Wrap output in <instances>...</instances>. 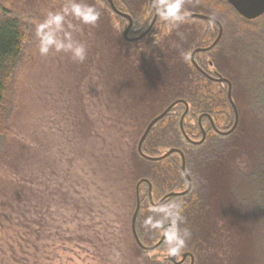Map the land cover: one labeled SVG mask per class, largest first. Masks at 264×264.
<instances>
[{
  "label": "rangeland",
  "instance_id": "rangeland-1",
  "mask_svg": "<svg viewBox=\"0 0 264 264\" xmlns=\"http://www.w3.org/2000/svg\"><path fill=\"white\" fill-rule=\"evenodd\" d=\"M87 1L96 8L103 5L102 0H83ZM204 2L186 0L185 8L189 13L209 16ZM66 3L67 0H0L1 14L27 20L30 28L12 77L7 131L0 138V264L160 261L166 244L156 251L141 252L130 231L137 184L130 171L149 118L135 114L131 93L113 87L109 79L113 59L105 55L98 22L95 27L86 26L68 17L77 25L73 39L87 49L82 63L64 52L50 50L47 56L39 54L35 23ZM147 5L148 0L145 9ZM118 9L124 11L122 6ZM145 13L143 28L153 16L150 13L146 18ZM222 20L225 25L220 44L212 54L200 55L196 61L206 66L211 58L224 77L234 83L239 120L245 123L239 137L253 156L236 150L235 160L227 162L231 171L246 176L264 158V109L253 105L256 100L250 97V88L246 89L250 77L264 84V16L251 21L256 24L255 32L249 30L245 34L232 31L226 18ZM111 21L112 30L121 38L126 23L118 16H111ZM182 26L196 29L195 33L202 37L210 36V43L217 35V28L202 20H187ZM145 43L136 45L137 49ZM209 84L214 93L219 88L227 90L217 83ZM222 111L216 127L224 132L227 125L232 126L234 116L230 108ZM159 140L156 139L157 144ZM246 148L243 151L248 152ZM152 149L159 156L167 150L160 146ZM242 180L245 186L246 181ZM261 181L255 193L240 186L245 189L243 196L253 194L229 214L231 219L245 222V235L237 230L235 238L219 241L227 248L231 244L238 249H253L256 259L249 264H264V178ZM139 187L144 200L146 187ZM156 199L154 202L158 203ZM248 256L245 253L246 262Z\"/></svg>",
  "mask_w": 264,
  "mask_h": 264
},
{
  "label": "trees",
  "instance_id": "trees-1",
  "mask_svg": "<svg viewBox=\"0 0 264 264\" xmlns=\"http://www.w3.org/2000/svg\"><path fill=\"white\" fill-rule=\"evenodd\" d=\"M102 1V7L97 8L101 12L98 29L99 33L101 32L102 41L105 42L103 45L107 52L105 55L108 59L110 56L113 59L114 66L109 76L113 87L121 92L125 88L131 93L135 98L133 111L145 120L149 118V121L160 114L170 103L176 100L185 101L190 110L183 123L184 132L190 140L199 141L201 134L196 124L198 114L222 115V109H231L224 96L226 95L224 89L219 88L218 92L214 93L208 88L210 84L189 63L190 52L200 46L199 42L205 37L197 35L196 29L190 26L179 27L168 34L167 25L161 23L158 18L145 38L136 43H126L122 36L119 37L118 32L112 30L111 16L115 18L116 15L111 12L106 1ZM145 1L112 0L115 6L119 8L122 6L124 10L122 12L131 17L133 26L129 36L134 34L133 38L146 29V27L143 28L145 25L144 12H146ZM87 3L93 5L89 1ZM204 3L207 9L209 8L206 10L210 11L209 16L218 20L222 26L225 25L222 19L226 18L232 31L245 34L249 30L255 32L257 29L256 24H250L251 22L241 19L222 0H206ZM145 15L147 18V13ZM17 18L18 16H8L6 12L0 13V138L7 131L6 111L12 94L13 73L30 34V28L25 23L27 20ZM163 27L166 28L162 29ZM144 42H146L144 47L137 49L136 45H142ZM230 82L233 87L232 100L238 110L239 99L234 97L237 92H235L234 83ZM219 87L226 86L220 85ZM248 88L251 92L250 97L256 100L253 105L264 109V84L260 82L258 84L256 79L250 77L246 82V89ZM183 111V105L173 108L151 129L142 145V152L147 156H159L160 154L158 155L152 149L157 146H160L162 150L175 148L183 152L185 168L191 178V190L183 197L169 198L164 202L174 200L182 204L184 222L180 227L190 232L183 252H190L193 255L194 264H233L234 262L235 264H249L253 258L256 259L254 251L251 252L253 249H238L230 244L228 247L230 252H228V248L221 245L219 241L222 239L228 241L230 236L232 239L235 238L237 230L245 235V222L240 221L239 218L238 220L231 219L229 214L235 212L237 204L248 202L249 196L253 194L243 196L244 188L255 193L258 183L262 182L264 158L262 162H257L251 167L249 174L239 176L229 169L227 161L228 159L235 160L236 150L239 153L243 152L253 156L250 148L242 145L243 140L239 137L245 129L244 120H239L237 128L231 135L221 137L210 131L202 145L194 146L184 139L179 129V120ZM230 128L231 125H227L225 131ZM156 139H160L159 144ZM245 148L248 152L243 151ZM130 173L136 182L142 179L149 182L153 203H156L154 197L159 202L168 193H178L186 189V181L181 174L180 158L177 154L170 155L162 161L150 162L135 153ZM242 179L246 181L245 186H242L244 181ZM143 186L146 187V196L142 200L139 194L140 209L135 229L140 243L143 246H152L158 242L160 232L146 226L144 221L149 216H153L154 219L163 218V214H156L151 210L155 207L149 202L147 185L143 184ZM165 244L164 240L159 247ZM242 251L245 252L241 255ZM245 253L250 257L247 262ZM145 261L146 264H160L158 260ZM165 264L170 263L166 261Z\"/></svg>",
  "mask_w": 264,
  "mask_h": 264
},
{
  "label": "clouds",
  "instance_id": "clouds-1",
  "mask_svg": "<svg viewBox=\"0 0 264 264\" xmlns=\"http://www.w3.org/2000/svg\"><path fill=\"white\" fill-rule=\"evenodd\" d=\"M186 0H152L151 11L167 25V33L178 29L187 22L190 13L185 8ZM101 12L83 0H67L59 11L49 12L42 22L35 23V37L38 39V51L41 56H47L50 50L70 54L76 62H83L87 56L86 46L73 39V31L77 25L68 20L72 17L81 25H97ZM179 35V33H177ZM163 218L154 219L149 216L144 223L151 229L162 230L166 249L160 254V264H165L168 257L179 258L186 245L190 232L180 225L184 222L183 207L180 202L168 201L151 209ZM167 225V227H165ZM116 258L119 252H116Z\"/></svg>",
  "mask_w": 264,
  "mask_h": 264
},
{
  "label": "water",
  "instance_id": "water-1",
  "mask_svg": "<svg viewBox=\"0 0 264 264\" xmlns=\"http://www.w3.org/2000/svg\"><path fill=\"white\" fill-rule=\"evenodd\" d=\"M105 1L108 4L109 9L111 10V12L114 15L118 16L119 18H121L127 22L126 26L124 27V29L122 30V33H121V36H122V39L124 42H126V43L138 42V41L142 40L143 38H145L150 33V31L152 30V28L156 22V19H157V16H155L154 13H153L152 19H151L148 27L139 36L134 37V38H130L128 35H129L131 28H132L131 17L128 14L119 10L118 7H116L114 5L112 0H105ZM223 1L226 2L241 19H243L247 22L257 20L264 15V0H223ZM151 2H152V0H148L147 12H151ZM191 19H199L202 21L210 22V23L214 24L218 29L217 36L214 39V41L211 43V45L208 46L207 48H196V49H194L190 55L189 61H190V64L198 72H200L207 80L215 82L217 84H225L226 85V87H227L226 99L228 101L229 106L232 109V113L234 116L233 117L234 120H233V124H232L231 128L228 131H224V132L219 131L214 126L210 117L208 115H206V117L210 120L212 129L215 132V134L222 136V137H227L235 131V129L237 128L238 122H239L238 110H237L235 103L232 100V85L227 79L221 77L218 74H216L215 77H210V76L206 75L205 73L202 72V70L198 67V65L194 61V56L196 54L208 52V51L212 50L219 43V41L222 37V26H221L220 22L218 20H216L215 18L205 16V15H201V14L190 13L188 20H191ZM178 105H184V108H185L184 112L182 113L180 120H179V129H180V132H181L182 136L184 137V139L189 144L194 145V146H200L205 140V133H204V131L201 127V124H200L202 117H200L198 120V125H199V128L201 130V134H202L201 139L199 141H192L186 136V134L184 132L183 123H184L185 119L188 117L189 108H188L187 103L185 101H182V100H176V101L170 103L160 114H158L153 119H151L148 122V124L146 125V127H145L139 141H138V144H137L138 155L147 161L158 162V161L164 160L165 158H167L170 155L177 154L180 157V171H181V173L184 176V179L186 181V189L181 193H169V194L165 195L164 197H162L159 200V202L155 204L152 202L151 186H150L149 182L145 179H142V180L137 182V184L135 186V209H134L132 216H131L130 231H131V235H132V238H133L136 246L144 252L154 251L157 247H159L162 244L165 237L163 235V231H161L162 232L161 237H160V239L156 245H154V246H143L140 243L138 236H137V233H136V229H135L136 218H137V215H138L139 209H140L139 186L142 184L147 185L149 202L154 207H158L160 204H163L164 201L168 198L183 196V195L189 193V191L191 189V178L186 171L185 158H184L183 152L181 150L172 148V149L164 151V153L158 157L147 156L142 152V145H143L145 139L147 138L149 132L151 131V129L157 123H159L161 120H163L168 115V113ZM165 227H167V225H165ZM187 258H189L188 264L194 263L193 256L191 254H182L180 256V260L178 262H176V257H168L167 261H169L172 264H182Z\"/></svg>",
  "mask_w": 264,
  "mask_h": 264
},
{
  "label": "flooded vegetation",
  "instance_id": "flooded-vegetation-1",
  "mask_svg": "<svg viewBox=\"0 0 264 264\" xmlns=\"http://www.w3.org/2000/svg\"><path fill=\"white\" fill-rule=\"evenodd\" d=\"M223 1V0H222ZM148 6V5H147ZM117 7V6H116ZM119 8V7H118ZM146 12H147V8H146ZM150 13H152L153 14V12L151 11V12H147V14H150ZM195 14H197V13H195ZM202 15V14H201ZM205 16H207V15H205ZM209 17H212V16H209ZM213 18V17H212ZM152 19V18H151ZM158 20V17H157V19H156V21ZM197 20H199V19H197ZM151 21V20H150ZM204 22H206V21H204ZM156 23V22H155ZM206 23H208V26L210 27H214V28H217L214 24H212V23H210V22H206ZM210 24V25H209ZM221 24V23H220ZM155 25V24H154ZM132 26H133V21H132ZM222 26V25H221ZM148 27V26H147ZM146 27V28H147ZM132 29V28H131ZM217 33H218V29H217ZM140 35V34H139ZM138 35V36H139ZM129 36V35H128ZM217 36V35H216ZM216 36H215V38H216ZM222 36H223V26H222ZM130 37V36H129ZM137 37V36H136ZM130 38H133V37H130ZM209 38H211L210 36H206L205 35V39H203V40H201L200 42H199V44H200V46H198V47H196V48H207L208 46H210L211 45V43L214 41H212L211 43H210V40H209ZM214 38V39H215ZM222 38V37H221ZM221 40L222 39H220V41H219V43L212 49V50H210V51H208V52H204V53H198V54H196L195 56H194V61L196 62V64L198 65V67L202 70V72L203 73H205L206 75H208V76H210V77H215L216 76V74H218V75H220L221 77H223V78H225V79H227L226 77H224V75H223V73L220 71V69L219 68H217L216 66H215V63H214V61L211 59V58H209L207 61H206V66H202L199 62L197 63V57L198 56H200V55H210V54H212L214 51H215V49L218 47V45L220 44V42H221ZM136 43V42H135ZM131 44V43H130ZM196 48H194V49H196ZM193 49V50H194ZM193 50L190 52V54H189V58H190V55H191V53L193 52ZM189 63H190V61H189ZM191 65V64H190ZM192 66V65H191ZM193 67V66H192ZM194 68V67H193ZM195 69V68H194ZM196 70V69H195ZM196 72L205 80V81H207L208 83H211V84H215V82H212V81H209V80H207L200 72H198L197 70H196ZM228 80V79H227ZM229 81V80H228ZM230 82V81H229ZM231 83V82H230ZM220 85H225V84H220ZM232 85V84H231ZM226 86V85H225ZM227 88V87H226ZM233 88V87H232ZM183 101V100H182ZM187 105H188V103H187ZM184 106V105H183ZM188 108H189V105H188ZM185 109V108H184ZM190 110V109H189ZM189 110H188V114H189ZM184 112V111H183ZM206 115H208L209 117H210V119L212 120V122H213V124H214V126L216 127V121H219L218 119H219V117L221 116V114L220 115H209V114H205V113H203V114H198V116H197V118H196V124H197V126H198V129H199V131H200V134H201V130H200V128H199V125H198V120H199V118L200 117H202V119H201V121H200V124H201V127H202V129H203V131H204V133H205V138H206V135H207V133H209L210 131L211 132H213L214 134H215V132L213 131V129H212V126H211V123H210V120L206 117ZM218 116V117H217ZM221 118V117H220ZM204 121H206V122H204ZM233 124V123H232ZM217 128V127H216ZM217 135V134H216ZM201 136H202V134H201ZM217 136H219V135H217ZM222 137V136H221ZM205 141V140H204ZM204 143V142H203ZM202 143V144H203ZM201 144V145H202ZM191 145V144H190ZM182 151V150H181ZM180 158V157H179ZM166 159V158H165ZM182 174V173H181ZM183 176V175H182ZM183 178H184V176H183ZM185 180V179H184ZM191 187H192V184H191ZM191 190V189H190ZM183 192V191H182ZM190 192V191H189ZM178 193H181V192H178ZM169 194V193H168ZM188 194V193H187ZM187 194H185V195H187ZM167 195V194H166ZM185 195H183V196H185ZM183 196H180V197H183ZM173 198H179V197H173ZM169 199V198H168ZM168 199H166V200H168ZM165 200V201H166ZM164 201V202H165ZM165 240V239H164ZM164 242V241H163ZM162 242V243H163ZM160 247H158V248H156L155 249V251L157 250V249H159ZM148 253V252H147ZM182 254H191L190 252H182ZM192 255V254H191ZM193 256V255H192ZM180 260V257L179 258H176V262H178ZM193 260H194V257H193ZM167 261V260H166ZM165 261V262H166ZM169 262V261H168ZM186 262H189V258H187L182 264H186ZM170 263V262H169ZM170 264H172V263H170ZM194 264V263H193Z\"/></svg>",
  "mask_w": 264,
  "mask_h": 264
}]
</instances>
